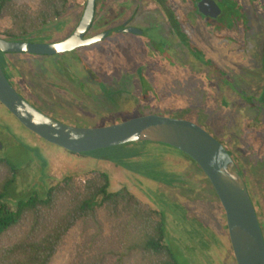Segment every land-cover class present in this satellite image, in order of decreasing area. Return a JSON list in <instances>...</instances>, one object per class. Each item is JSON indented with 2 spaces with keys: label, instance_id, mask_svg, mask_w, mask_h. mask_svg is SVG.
I'll return each mask as SVG.
<instances>
[{
  "label": "rangeland",
  "instance_id": "1",
  "mask_svg": "<svg viewBox=\"0 0 264 264\" xmlns=\"http://www.w3.org/2000/svg\"><path fill=\"white\" fill-rule=\"evenodd\" d=\"M84 2L72 0L68 10L58 20L48 24L41 33L20 37L21 40L51 42L69 35ZM165 2L182 30L198 42H192V49L180 41L171 44L160 31L158 21L147 26L142 12L136 16V0H96L97 14L91 31L112 28L125 17L134 16L130 25H137L144 31L148 27L154 40L130 32L111 31L103 40L73 53L45 57L9 54L5 66L13 76H7L10 82L14 78L19 89H26L28 98L23 97L30 103L33 104V100L40 110L45 109L58 116L59 120L77 126H102L108 124L109 119L114 120L109 123H114L151 113L179 117L186 111L194 122L228 148L250 177L263 172L264 167L261 169L260 166L264 165V155L259 152L264 140V102L261 100L264 97L259 95L260 89L264 94V53L259 58L260 49L264 52L261 32L256 38V29L251 26L243 29L241 37L238 36L246 45V52L256 49L255 60H248L244 53L240 57L242 61L236 65V62L210 51L208 57L211 63H208L203 50H208L210 46L205 43L210 40V44H216L219 40L213 37L204 40L199 32L192 30L191 16L189 20L177 18L183 9L180 0ZM15 3L34 12L39 0H15ZM128 3L129 9L123 8ZM112 5H120L121 8L119 11L110 10ZM203 22L206 23L205 20ZM13 28L7 15L0 17L1 37L7 38L4 31ZM169 28L170 25L167 26ZM200 30L204 36H209L203 28ZM229 42L237 45L236 39ZM82 63L94 77L100 79L99 83L85 81ZM213 67L217 68V72L214 73ZM73 75L81 84L74 85ZM219 79L231 80L235 90ZM60 80L65 86L59 84ZM218 85L219 91L215 90ZM71 90L76 93L77 100L70 96ZM41 97L46 101H42ZM28 131L0 104V157L10 156L18 162L29 158L16 176L13 185L15 194L24 195L33 190L41 192L64 175L72 174L80 178L84 172L100 168L108 171L112 190L126 186L140 201L161 209L166 217V238H174L173 243L178 240L187 255L180 264H236L229 239L220 232L221 209L211 183L195 162L176 148L158 142L140 141V144L127 148H104L75 155L43 142ZM125 149L132 151L129 153L131 158L115 160ZM244 155L255 159L256 164H253L256 168H252ZM246 177L249 180V176ZM252 190L256 192L254 205L259 221L264 225V198L261 195L264 178L258 176L251 184L253 198ZM108 231L106 226L104 233ZM75 234L72 230L68 240ZM191 242L195 246L192 249L183 247L185 244L191 248ZM71 248L72 244L65 242L54 264H67L71 259Z\"/></svg>",
  "mask_w": 264,
  "mask_h": 264
},
{
  "label": "trees",
  "instance_id": "2",
  "mask_svg": "<svg viewBox=\"0 0 264 264\" xmlns=\"http://www.w3.org/2000/svg\"><path fill=\"white\" fill-rule=\"evenodd\" d=\"M71 2L72 0H39L37 10L31 12L18 7L15 0H0V17L7 15L14 25L13 30L7 29L4 32L9 39L15 40H21L20 37L32 33L39 34L48 24L58 20L68 10ZM163 7L166 9L167 6ZM167 12L172 28L176 31L175 39H180L192 49L177 19L170 11ZM29 28H32L31 31ZM207 62L211 63L209 60ZM213 70L214 73L217 72V68L215 70L213 67ZM261 91L259 95L264 97ZM261 100L264 102V98ZM189 117L186 111L179 116L194 121ZM110 121L114 120L109 119L108 124ZM136 144L140 142L110 148H127ZM262 146L259 152L264 155V140ZM130 152L127 149L119 152L115 160L120 161L121 157L130 159ZM230 154L250 194L251 184L256 182L258 176L264 178V171L250 177L246 168L231 152ZM244 158L252 168H256L255 159L250 155H244ZM28 160L18 162L10 156L0 157V264H54L65 242L72 244L71 259L67 264H180L183 257H187L178 240L173 243L174 238H166V217L161 209L140 201L126 186L112 190L110 175L106 170L93 168L84 172L80 178L67 174L41 192L33 190L24 195L15 194L13 185L16 176L22 164ZM263 167L264 165L260 166L261 169ZM245 174L249 176V180ZM252 192L251 199L254 203L257 197L256 192ZM263 192L260 193L264 198ZM220 209V232L228 238L221 205ZM256 214L258 216L257 210ZM105 225L109 229L106 234ZM260 225L263 234L264 225ZM72 230L76 234L69 241L68 234ZM191 246L189 248L184 244L183 247L192 249L195 247L193 242Z\"/></svg>",
  "mask_w": 264,
  "mask_h": 264
},
{
  "label": "water",
  "instance_id": "3",
  "mask_svg": "<svg viewBox=\"0 0 264 264\" xmlns=\"http://www.w3.org/2000/svg\"><path fill=\"white\" fill-rule=\"evenodd\" d=\"M205 1L197 2V9L203 14H207L202 8ZM211 2L218 11L216 4ZM96 4V0H85L76 26L65 38L32 42L0 36V53L52 56L97 43L111 31L141 32L139 28L124 23L86 36L95 19ZM0 104L26 129L44 141L73 153L140 141L163 143L178 149L198 165L211 183L224 211L229 244L236 264H264V236L243 176L228 148L198 123L187 118L151 113L102 126L68 124L43 112L24 98L7 78L1 62Z\"/></svg>",
  "mask_w": 264,
  "mask_h": 264
},
{
  "label": "flooded vegetation",
  "instance_id": "4",
  "mask_svg": "<svg viewBox=\"0 0 264 264\" xmlns=\"http://www.w3.org/2000/svg\"><path fill=\"white\" fill-rule=\"evenodd\" d=\"M180 1H181V4L183 5V9L180 11V14H179V16H177V18H179L180 20H186V19L189 20V16H191L192 19L190 21L193 24L192 30L199 32L203 36L204 40H208L211 37L219 40V42L216 44H210V40H208L205 43L207 47L210 46L208 48V50H203L204 55L207 56V57H205V59H207V60L210 59V57H208V55H209L208 52L211 53L210 51H212V54H216L217 56H219L221 58H225L226 60L230 59V61L236 62L235 63L236 65L240 64L239 62L242 61L240 59V57H243L244 53H246L244 55L246 56V58L248 60H250V61L255 60L256 57L254 56V53L256 52V49H253V50L249 49V51L246 52V45L242 44V41L239 39V37H241V32L243 31V29H248V28H251V26H253L256 29L254 31V33L257 34L256 38L259 37L258 33L260 31L261 35H262L260 41L264 42V22H263V20H264V0H211L218 7V9H219L218 11L216 10V8L213 7V3L210 0H206L203 3L202 8L205 10V13H207V14H203L197 9V2L199 0H180ZM128 5H130V3L124 4L123 8L129 9V7H127ZM164 5H166L165 0H136V16L138 15L139 12H142L143 16L146 17V23H147L146 25L147 26H151L155 21H158V23L160 24V27H161L160 31L162 32V34H164L168 38V41L171 44L173 43V41H180L183 45H186L180 39H178V38L175 39L177 36L175 34L176 33L175 29L172 28L171 20L169 19V16H168L169 13L167 12V10L169 11V9L167 7L165 9V7H163ZM120 8H121L120 5H112L109 7L110 10H118V11ZM81 13H82V11H81ZM96 14H95V17H96ZM79 18H80V16H79ZM79 18L77 19V22H78ZM133 19H134V16L125 17L124 20L119 25L124 24V23H125V25H130L131 21ZM162 20H164L163 23H162ZM203 20H205L206 23H204ZM165 21H167L168 23H166ZM77 22H76V24H77ZM76 24H75V26H76ZM254 24H255V26H254ZM162 25H163V27H162ZM168 25H170L169 29H167ZM136 27L139 28V26H137V25H136ZM147 28H146V31H144L142 28L141 29L139 28L141 30V32L136 33V36H148L149 38L154 40L152 38V36L150 35ZM200 28H203V30L208 32L209 36H207V35L204 36V32L202 30L199 31ZM108 29H111V28H108ZM108 29H106V30H108ZM102 31H104V30H101V31H97L95 29L92 31L90 30L88 32V34H86V36H91V35L97 34V33L102 32ZM181 31L183 33H185L186 39L188 38L187 41L190 42L191 48H193L194 44H192V42H196V44L198 42L194 41L190 37V35H187L186 32L182 30V27H181ZM191 34H192V32H191ZM233 39H236L237 45H234L235 43L229 42ZM150 42H153V41H150ZM228 42H229V46L227 47ZM115 44L118 45L119 42H115ZM78 49H75L71 52H64L61 54L73 53ZM220 51L223 52L225 55H223ZM237 51L240 52L241 54H238ZM263 53H264L263 50L260 49V51H259V58L260 59L263 57ZM9 54H15V53H0V62H1V65L4 69V71H5L6 76L7 75L13 76V73L8 69V67L5 66L7 63L6 58H7V55H9ZM18 54H23V53H18ZM26 55H28V54H26ZM236 57H239V59L236 60ZM81 62L82 61H80V63ZM82 65H83L84 74H85V81L99 83L100 79L98 77H94L93 74L88 70V68H86V65L84 66L83 63H82ZM7 78H8V76H7ZM74 78H75L74 79V85L81 84L80 82L77 81V77L74 76ZM59 79H61V78H59ZM71 79H73V78H71ZM219 80L223 81L225 84H229L230 86L232 84L231 80H229V79H223V80L219 79ZM11 83L18 90V92L20 94L21 93L24 94V95L21 94L22 96L27 97L25 95V93H27L26 89L25 88L19 89L17 87L18 83L14 80V78H13V81H11ZM59 84L65 86L62 83V81ZM62 89H64V88H62ZM215 90H218V91L220 90L219 85H218L217 89L215 88ZM260 91H261V89H260ZM31 93H33V92H31ZM31 93H30V95H32ZM69 94L71 97H73L74 100H77V96H76V93L74 91L71 90L69 92ZM41 98H42L41 99L42 101L45 100L44 97H41ZM32 102L35 105L36 102H34L33 100H32ZM37 106L39 107L40 105H37ZM43 112H45V113H47V114H49L55 118H58V116H56L55 114L47 112L45 109Z\"/></svg>",
  "mask_w": 264,
  "mask_h": 264
}]
</instances>
